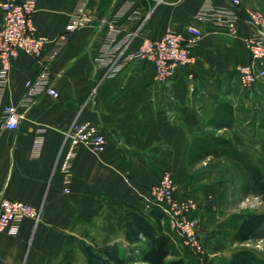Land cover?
<instances>
[{
  "label": "crops",
  "instance_id": "0c3cea01",
  "mask_svg": "<svg viewBox=\"0 0 264 264\" xmlns=\"http://www.w3.org/2000/svg\"><path fill=\"white\" fill-rule=\"evenodd\" d=\"M36 1L34 31L55 38L83 0ZM86 1L93 21L75 30L49 65L57 95L19 104L26 81L43 68L26 51L12 58L4 85L0 77V196L42 208L38 222L27 217L17 233L0 232V264H110L124 259L131 246L145 247L138 224L156 222L149 192L164 170L171 171L179 194L195 198L205 247L214 251L218 231L210 223L225 182L205 183V163L228 157L239 165L238 144L264 136V84L243 87L236 68L249 59L244 37L250 24L240 20L231 35L198 17L205 4L231 8L232 0ZM169 27L185 41L197 37L194 62L158 82L153 63L134 54L145 38L158 39ZM51 47L46 43L42 56ZM7 105H18L23 114L15 129L3 126ZM77 119L96 124L107 144L101 152L77 148L67 191L59 157ZM39 135L41 152L34 157ZM225 143L234 153L225 152ZM161 226L160 233L174 239L170 225ZM131 230L139 242L131 243Z\"/></svg>",
  "mask_w": 264,
  "mask_h": 264
},
{
  "label": "built area",
  "instance_id": "2783aa9c",
  "mask_svg": "<svg viewBox=\"0 0 264 264\" xmlns=\"http://www.w3.org/2000/svg\"><path fill=\"white\" fill-rule=\"evenodd\" d=\"M163 0H157L158 3ZM231 8H221L210 2L199 11L198 17L224 26L231 35L238 32L240 20L247 21L250 32L244 37L249 50V59L237 65L242 86L253 90L264 79V13L257 7L247 5L243 0H232ZM37 7L36 0H4L0 3L2 22L0 25V77L4 85L11 68V60L20 51H26L43 62L39 74L26 81V89L20 100L21 105L29 107L43 93L57 95L52 86L50 63L58 56L69 41L71 34L78 28L90 24L93 15L87 9V1L83 0L73 11L65 30L55 38L38 34L31 25V19ZM113 28V25L111 24ZM194 30L193 26L189 27ZM197 37L185 41L173 28L169 27L158 39L145 38L139 46L135 57L150 60L154 65V80L166 82L173 76L175 68L194 62L191 49ZM46 43L52 47L42 56ZM116 67V63L114 65ZM114 68V67H113ZM112 68V69H113ZM3 126L8 129L18 127L23 114L18 105L5 107ZM43 137L34 140L33 156L41 152ZM107 138L101 129L89 120H75L65 132V146L59 157L60 169L66 174L65 189L70 183L72 161L80 145H86L95 152L105 149ZM151 204L161 208L171 229L181 238L190 254L201 260L207 251L200 233V220L194 214L197 202L194 197L177 192V184L170 170H164L159 181L150 189ZM42 215L40 206L31 205L22 200L0 196V232L17 233L21 221L27 217L38 222Z\"/></svg>",
  "mask_w": 264,
  "mask_h": 264
},
{
  "label": "rangeland",
  "instance_id": "374dc122",
  "mask_svg": "<svg viewBox=\"0 0 264 264\" xmlns=\"http://www.w3.org/2000/svg\"><path fill=\"white\" fill-rule=\"evenodd\" d=\"M256 7L264 13V0H257ZM260 84H264V79L259 82ZM227 146L224 145L225 152L228 155L234 153L231 149H227L229 147ZM238 146H240V150H235V153L239 155L241 164L235 166L228 157L219 162L211 159L208 163H205V183L214 180L225 182V185H221L223 187V199L213 210L216 213V218H214L213 223H210L212 226L217 227L218 235L212 236V239L219 247L214 248V251L209 250V252L206 249L207 258L204 257L198 260L189 253L181 238L173 231V249L175 253L183 255L190 264H230L232 253L243 247L253 250L257 257V262L254 264H264V228L256 237L241 244L232 240L233 229L242 215L251 211H264V198L253 185L245 164L247 161L255 163L264 172V136L262 138L261 135H258V140L252 145L239 143ZM224 167H226L225 171ZM230 169H232V172L227 173L226 171ZM201 237L204 243L203 236L201 235ZM139 240V233L131 230V243L139 242ZM140 245L138 243L131 246L124 259H127L131 264H145L136 260L141 250Z\"/></svg>",
  "mask_w": 264,
  "mask_h": 264
},
{
  "label": "trees",
  "instance_id": "16d2710c",
  "mask_svg": "<svg viewBox=\"0 0 264 264\" xmlns=\"http://www.w3.org/2000/svg\"><path fill=\"white\" fill-rule=\"evenodd\" d=\"M227 149H232L230 143ZM246 167L250 174L253 185L258 193L264 198V172L255 163L247 161ZM152 209L157 210L155 214L156 222L142 220L138 224V231L145 238V247L141 248L136 260L145 264H190L183 255H178L173 249V239L170 235L161 232V223L169 224L164 211L156 205H152ZM264 228V211H251L243 218L239 227L232 233V240L237 243H243L256 237ZM131 239V237H130ZM189 251V250H188ZM190 253V252H189ZM177 254V255H176ZM110 264H131L127 259L119 257L112 258ZM257 262L252 249L243 247L235 250L231 255L230 264H254Z\"/></svg>",
  "mask_w": 264,
  "mask_h": 264
}]
</instances>
